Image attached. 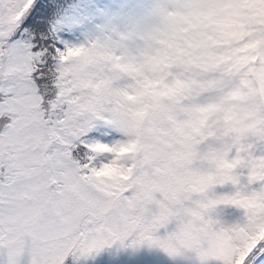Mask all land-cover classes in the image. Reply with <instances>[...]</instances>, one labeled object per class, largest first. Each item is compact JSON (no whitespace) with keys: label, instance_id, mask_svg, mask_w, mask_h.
<instances>
[{"label":"snow or ice","instance_id":"snow-or-ice-1","mask_svg":"<svg viewBox=\"0 0 264 264\" xmlns=\"http://www.w3.org/2000/svg\"><path fill=\"white\" fill-rule=\"evenodd\" d=\"M51 8L0 0V264H75L129 240L173 258L188 249L199 264H264V147L225 164L236 171L221 182L234 191L207 206L242 210L238 222L210 216L193 228L162 205L150 211L163 189L132 181L110 104L69 77L65 53L83 49H61L56 28L45 31Z\"/></svg>","mask_w":264,"mask_h":264},{"label":"clouds","instance_id":"clouds-1","mask_svg":"<svg viewBox=\"0 0 264 264\" xmlns=\"http://www.w3.org/2000/svg\"><path fill=\"white\" fill-rule=\"evenodd\" d=\"M76 47L69 77L110 104L132 181L163 189L149 210L162 205L193 228L214 217L207 206L236 171L225 164L264 147V0H151Z\"/></svg>","mask_w":264,"mask_h":264},{"label":"rangeland","instance_id":"rangeland-1","mask_svg":"<svg viewBox=\"0 0 264 264\" xmlns=\"http://www.w3.org/2000/svg\"><path fill=\"white\" fill-rule=\"evenodd\" d=\"M82 8L85 16L79 17L77 20L80 35L71 43L70 46H79L87 41L95 39L102 32L107 33L115 28H122L132 21L139 18L151 0H81ZM80 8L76 6L75 9ZM89 11L97 13V24H88L86 22ZM78 15V14H76ZM75 18V16H74ZM94 18V19H95ZM76 19V18H75ZM89 25V27H88ZM92 27H96L93 29ZM234 191L232 185H225L216 189L217 195H230ZM243 212L234 206H218L215 212V218L219 219L225 225L236 223L242 217ZM173 230V226H169L167 230L160 229L156 235L163 238L166 234ZM131 241H126L124 245L119 242L105 247L99 252H93L87 257H81L76 264H101L104 258L116 256L111 263L105 264H199V261L192 253H183L174 258L169 257L164 251L158 247H149L147 244L139 246H129ZM210 264H216L215 261Z\"/></svg>","mask_w":264,"mask_h":264},{"label":"trees","instance_id":"trees-1","mask_svg":"<svg viewBox=\"0 0 264 264\" xmlns=\"http://www.w3.org/2000/svg\"><path fill=\"white\" fill-rule=\"evenodd\" d=\"M80 1L81 0H47V2L51 3L52 8L48 19L45 21L47 25L45 31L50 32L53 26L56 28L55 36L50 37V39H53L54 42H57L61 49H63L65 44L71 45V43L74 42L80 35V30L76 26V24L78 25L77 20L79 19V17L76 19L74 18L75 13L79 16L82 14L85 15V12L82 8L75 9L76 6H79ZM86 17V21L91 24L92 21L89 20L94 18L95 14L92 12ZM97 21L98 20L94 21L93 24H97ZM92 28L96 29V27ZM115 258L116 256L109 257L107 255L101 264L111 263ZM76 263L77 261L75 262V264ZM97 263L98 261L96 260V263L93 264ZM67 264H73L71 259H69Z\"/></svg>","mask_w":264,"mask_h":264}]
</instances>
